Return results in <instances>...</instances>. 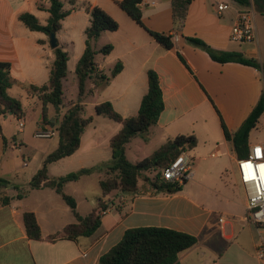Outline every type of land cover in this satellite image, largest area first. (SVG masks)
I'll use <instances>...</instances> for the list:
<instances>
[{"label":"crops","instance_id":"1","mask_svg":"<svg viewBox=\"0 0 264 264\" xmlns=\"http://www.w3.org/2000/svg\"><path fill=\"white\" fill-rule=\"evenodd\" d=\"M62 1L70 14L62 21V28L56 35L58 45L69 53L68 77L64 81V105L60 111L50 108L52 122L60 123L67 108L79 100V92L77 100H69L66 82L70 74L76 75L77 65L86 50L85 31L91 24L87 7H99L119 23V29L104 32L94 43L97 51L106 45L113 46L109 55L98 54L97 68L107 75L118 63L123 68L103 88H95L92 81L88 82L82 101L85 111L86 101L94 97L98 99L95 108L103 102H111L114 110L125 118L138 115L149 91L148 73L153 70L160 78L165 109L147 135L148 141L158 136L165 138L166 144L181 135H194L198 144L188 152L192 160L189 177L177 194L112 193L104 197L100 181L111 176L108 170L113 157L111 139L121 131L122 124L97 113L88 115L94 121L82 133L79 150L50 164L49 175L55 179L82 169L101 167L78 181L65 184L64 192L75 198L77 211L83 217L90 215L103 197L108 209L102 214L101 227L92 236L51 242L28 236L25 213L36 215L44 238L61 233L78 220L55 189H36L29 184L43 167L45 158L55 150L51 146H29L20 127L9 137L13 151L7 141L0 153V178L10 183L7 187L0 184V264H99L101 257L123 239L127 230L142 227L167 228L198 237L195 246L179 255L181 264H264L256 256L258 245L264 242V227L258 228L248 218L247 197L236 164L238 156L233 143L225 138L223 127L230 132L237 131L258 105L264 92L263 73L237 62H216L205 50L187 41V37L193 36L217 51L239 52L263 64L264 20L256 15L255 42L239 44L231 40L230 34L238 13L246 8L233 1L193 0L185 25L179 30L174 24L171 0H143L144 26L155 32L172 34L175 46L169 50L119 7L118 2L122 0ZM223 3H229L230 8L220 12L218 5ZM49 5L48 0H0V62L11 63L12 77L18 82L10 93L17 98L24 94L33 104V110H38L41 125L42 104L38 97L31 98L22 85L47 84L55 52L51 38L28 29L20 17L30 13L42 25H47ZM76 80L79 90L77 76ZM92 88L95 92L89 94ZM14 90H18L17 94H13ZM10 116L1 119L2 126ZM50 127L54 129L55 126ZM262 137L264 114L251 132L250 145L264 142ZM136 141L143 147L148 143L141 137L135 138L127 146L128 159L132 149L137 152L132 147ZM23 145L30 150L24 155V162H18L13 157ZM153 153H147L145 158ZM138 161L140 157L136 156L132 162ZM239 190L243 196L236 199L234 196ZM228 195L229 207L225 208L222 200ZM6 197L9 201L3 203Z\"/></svg>","mask_w":264,"mask_h":264},{"label":"trees","instance_id":"2","mask_svg":"<svg viewBox=\"0 0 264 264\" xmlns=\"http://www.w3.org/2000/svg\"><path fill=\"white\" fill-rule=\"evenodd\" d=\"M50 7L48 12L50 18L47 25H42L39 19L30 13L21 15L20 20L28 29L36 32H43L49 37L57 34L62 28V21L70 14L64 9L62 0H48ZM173 9L174 24L177 29H183L188 15L189 7L193 0H171ZM242 7H254V10L264 16V0H230ZM119 7L126 12L137 24L144 27L148 34L157 40L164 48L173 49V35L169 33H159L144 26L143 11L141 6L143 0H122L118 2ZM91 15V24L86 29V50L80 59L76 76L79 83V100L77 103L67 108L60 123L52 122L50 108L60 111L66 99L64 81L68 77L69 53L64 48L58 46L54 48L55 60L51 67L48 83L43 86L22 85L28 95L38 97L42 104V122L54 125L58 133V148L45 158L43 167L33 177L32 188H53L62 195L65 202L78 220V223L68 225L61 233L44 238L41 228L34 213L24 214V222L28 236L35 240H48L54 242L59 239L77 240L81 236H92L102 225V212L108 209V204L104 197L112 193L132 194L134 196H173L183 190L186 180L180 184L169 182L162 177V171L167 168L172 161L176 160L183 152H189L197 147L198 141L194 135H181L174 140L168 141L152 155L144 160L133 163L127 157V146L135 138L141 137L145 141L151 129L157 125L160 115L165 109L163 91L160 85L158 74L150 70L149 91L144 96L139 114L136 116L123 117L116 110L111 102H103L96 106L97 115L106 117L112 121L122 124L121 131L111 139L112 161L108 165L111 174L107 179L100 181V186L104 197L99 201L97 208L87 217H83L77 211V201L74 197L64 192L65 184L78 181L84 175L97 172L101 167L82 169L68 175L51 179L49 175V165L66 157L75 154L80 146L82 133L93 123L94 118L85 117V107L82 104L87 93L88 82L92 81L95 88L107 86L122 70L123 65L118 63L110 75L100 72L97 68V56L109 55L112 45L104 46L100 51L95 49L94 43L104 32H114L119 29V23L107 12L99 7H87ZM187 41L193 46L205 50L214 61L219 63L237 62L243 65L255 67L262 71L264 79V63L261 64L254 58H247L242 53L230 51H217L209 46L205 41L195 37H187ZM181 60L184 58L179 54ZM185 62V60H183ZM186 63V62H185ZM11 63L0 62V135L4 144L7 139L3 134L1 119L13 116L18 121L25 118L23 103L17 97L11 95L10 90L18 84L11 74ZM95 89L88 91L94 94ZM243 125L235 132H230L224 127L225 138L233 143L235 153L238 158H248L250 153V135L257 128L261 117L264 114V92L258 105L253 109ZM2 117V118H1ZM156 170L155 178L146 177L145 183H141L146 172ZM3 187L9 186V181L0 178ZM9 197L4 198L3 203L8 202ZM123 239L113 247L108 253L103 255L99 264H181L179 255L195 246L198 237L160 227L133 228L126 231Z\"/></svg>","mask_w":264,"mask_h":264},{"label":"built area","instance_id":"3","mask_svg":"<svg viewBox=\"0 0 264 264\" xmlns=\"http://www.w3.org/2000/svg\"><path fill=\"white\" fill-rule=\"evenodd\" d=\"M230 8L229 3L218 5V11L223 12ZM256 11L249 7L240 11L237 21L231 31V40L239 44L253 43L257 39L255 23ZM20 127L25 126L23 120L19 121ZM35 136L38 139H51L57 132L49 126L40 127ZM259 150V152L257 151ZM213 157L216 154L212 155ZM192 160L188 152H183L176 160L162 171V177L169 182L182 184L189 177ZM238 175L247 197V210L249 220L258 228L264 227V142H255L250 145L248 158H237ZM250 165V167H245ZM103 211L102 214H105ZM220 218V222H223ZM256 256L264 263V242H261L256 251Z\"/></svg>","mask_w":264,"mask_h":264},{"label":"rangeland","instance_id":"4","mask_svg":"<svg viewBox=\"0 0 264 264\" xmlns=\"http://www.w3.org/2000/svg\"><path fill=\"white\" fill-rule=\"evenodd\" d=\"M258 13L256 12V15ZM258 19H262L264 20V16L263 15H257ZM76 75L70 74L69 78H68V82L66 85V89H67V95L69 100H77L78 97V84L76 83ZM18 90H14L13 94H17ZM23 96V97H22ZM20 99V101L23 103V107L25 109V113L27 115L26 118L23 119L25 126L22 128V131H24V138L28 140V144L29 146H51L52 150H56L58 147V137H54L53 139H37L35 137V133L36 130L39 129V127H44V126H49V124H45L43 123L42 125L39 124V122L41 121V117L38 113V110L35 112L33 109V104L28 101V99H26V97L24 96L23 93H21V97H18ZM97 98L91 97L86 101V111H85V116H88L90 114H95L96 110L94 109V103L97 102ZM42 116V115H41ZM2 118V117H1ZM20 129V123L17 119H15L13 116H10L7 120H5L4 124H3V132L5 133V135L9 138L11 136L12 133H16L18 130ZM256 135L258 136L259 133L257 132ZM8 144L10 146V150H12V143L10 138L8 139ZM148 139V137H146ZM264 137H262L263 139ZM164 141L166 142L165 138L164 140L161 139V137L155 138L152 141H148V143L143 147L141 145H139V143L136 141L132 144V147L137 150V152L135 153L132 149V151L129 152V159L130 161H134L135 157L139 156L140 160H143L146 157V154L149 153H153L157 148H159V146H161ZM5 147V144L3 142V139L0 136V153L2 151V149ZM29 148L26 145H23L21 148V151L16 150L13 159H16V161L18 162H24V155H27L29 152ZM157 171L156 170H151L150 172H146L144 174V177H142L141 179V183H145L146 181V177H149L151 179L155 178V176L157 175ZM243 196L242 194V190H239L238 192L235 193V198L236 199H241ZM230 198V195H228L227 197L223 198V207L228 208V204H227V200ZM224 208H222L221 210H223ZM241 209V208H240ZM224 211H222L223 213Z\"/></svg>","mask_w":264,"mask_h":264},{"label":"water","instance_id":"5","mask_svg":"<svg viewBox=\"0 0 264 264\" xmlns=\"http://www.w3.org/2000/svg\"><path fill=\"white\" fill-rule=\"evenodd\" d=\"M50 38H51V46L53 48L58 47L59 45H58L57 35L56 34H52Z\"/></svg>","mask_w":264,"mask_h":264},{"label":"snow or ice","instance_id":"6","mask_svg":"<svg viewBox=\"0 0 264 264\" xmlns=\"http://www.w3.org/2000/svg\"><path fill=\"white\" fill-rule=\"evenodd\" d=\"M259 152V150H257ZM245 167H250V165H245ZM261 168H264V165L260 166Z\"/></svg>","mask_w":264,"mask_h":264}]
</instances>
